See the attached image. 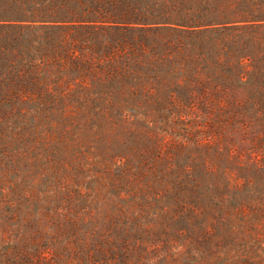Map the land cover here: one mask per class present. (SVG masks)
I'll list each match as a JSON object with an SVG mask.
<instances>
[{"label":"rangeland","instance_id":"374dc122","mask_svg":"<svg viewBox=\"0 0 264 264\" xmlns=\"http://www.w3.org/2000/svg\"><path fill=\"white\" fill-rule=\"evenodd\" d=\"M0 264H264V0H0Z\"/></svg>","mask_w":264,"mask_h":264}]
</instances>
